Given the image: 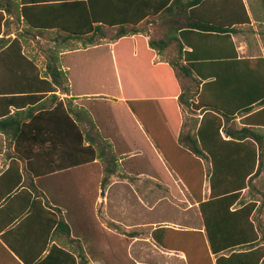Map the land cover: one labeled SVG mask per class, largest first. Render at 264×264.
I'll return each mask as SVG.
<instances>
[{
  "label": "trees",
  "instance_id": "1",
  "mask_svg": "<svg viewBox=\"0 0 264 264\" xmlns=\"http://www.w3.org/2000/svg\"><path fill=\"white\" fill-rule=\"evenodd\" d=\"M41 1L49 0L0 1V93L5 94L3 107L0 102V132L12 144L11 162H21L25 172L39 175L98 160L104 173L101 185L108 181L116 173L119 157L86 109L72 107L69 99H58L56 91H68L62 71L47 63L39 78L38 67L23 52L24 38L55 29L84 44H94L106 34L117 39L136 33L140 21L157 19L159 31L176 33L172 40L179 42L178 54L168 61L169 67L158 68H169L172 88L167 93L176 97L179 110L191 119L185 131L179 130L176 141L195 158L210 163L209 197L197 199L208 252L215 258L214 264H264L263 230L255 218L263 202L239 198L240 191L250 187L261 171L262 136L254 128L238 127L232 120L236 113L264 104V79L254 71L255 64L264 71L263 59L238 58L231 39V34L249 23L243 1L236 5L232 0H54L47 8L59 15L51 24L43 23L42 16L32 11V5ZM258 9L252 12H258L264 20V0H259ZM11 22L18 25L13 37ZM261 33L264 40V25ZM148 43L155 48L152 39ZM184 45L189 50L183 52ZM29 70L36 73L40 87L35 89L49 94L44 104L24 112L20 107L26 101H21L25 98L21 93L29 89L22 78ZM11 74L17 77L10 78ZM10 105L16 110L10 112ZM55 125L60 131L54 130ZM55 150H62L70 159L64 161L62 157L47 166L35 163L42 152L50 157ZM259 193L264 195L262 190ZM58 214L57 207L45 210V243L48 235L54 240L57 233L69 240L70 227ZM169 229L156 227L150 237L164 247ZM7 245L14 249L9 242ZM13 251L29 263L21 252ZM77 263L88 264L81 247L72 252L55 244L38 262Z\"/></svg>",
  "mask_w": 264,
  "mask_h": 264
},
{
  "label": "crops",
  "instance_id": "2",
  "mask_svg": "<svg viewBox=\"0 0 264 264\" xmlns=\"http://www.w3.org/2000/svg\"><path fill=\"white\" fill-rule=\"evenodd\" d=\"M53 1L49 0L47 3L41 1L32 5L33 13H39L42 16L41 21L45 24L56 22V18L59 15L52 10L53 8H47L50 5L49 2ZM244 5L249 16V23L242 25L241 29L250 27L253 23L258 25L261 22V25H264L261 15L258 12L255 14L252 12L254 10L258 11V6L255 4L246 5L245 2ZM137 28L138 31L136 33H128L117 39H113L106 34L94 44H84L78 39L68 37L65 33L57 32L55 29H45L32 36L28 35L23 42L25 43L24 54L32 59L38 67L39 78H41L47 63L56 66L58 70L62 71L67 79L68 91H56L55 94L59 96L58 99H69L72 107L77 106L86 109L94 120L99 133L104 139L109 140L108 142L114 148V152L116 151L120 155L138 153L137 149H125L128 143L135 139L133 133H130L131 130L129 131L126 122L135 124V128L139 129L140 134L142 133L138 119L130 106L133 102L160 103L158 106L162 112L169 110V108L173 112V109L175 110L176 108L180 118V124L176 128L174 137L176 143V136L181 126L182 114L177 105L176 97L167 93L169 88H172V83L169 82L168 78L169 68L166 70L164 68L159 70L158 68L160 65L169 67L168 61L175 58L178 54L179 42L178 40H172V36H175L176 33L166 35V32L159 31L157 19L142 20L137 24ZM105 29L104 31H107ZM239 32L240 30L231 34L237 57L262 58L264 61V51H261V54L253 52L246 54L247 43L245 41L236 43V34ZM150 39L156 44L155 48L149 46L148 42ZM37 43L38 46H36ZM185 50H189V48L184 45L182 51L184 52ZM170 71L172 74L174 73L171 68ZM254 71L264 79V71L259 64H255ZM1 76L2 74L0 73V79ZM16 77L17 75L15 74L10 75V78ZM22 79L25 87L29 90L21 93L25 97L21 101L26 102L21 104L22 107L20 109L25 112L29 107L44 104L49 93L35 89L40 87L35 71L29 70ZM35 95L38 97L32 100L26 99ZM8 96H11V94L7 95L6 98H9ZM4 97L5 94L0 93L2 107L5 105ZM9 110L13 112L16 108L10 105ZM232 120L238 127L248 126L254 128L262 136L261 171L252 180L250 187L245 186L240 191L239 198L252 199L257 204L262 201L261 210L263 213L264 195L262 196L259 192L262 190L264 194V104H254L249 111L236 113ZM43 126L44 124H42V128ZM54 130L56 132L60 131L57 125H55ZM0 138L3 143V146H0V264H38L47 254L52 244L64 246L72 252L77 251L81 247L85 252L86 249L82 243L81 236L73 232L69 219L64 214L66 210L62 207V204L66 203L67 191L63 189V182L71 180L68 178H72L74 176L73 173L77 169H81V167L96 170L97 160L45 174L34 175L28 171L25 172L21 162H18V164L11 162L13 160L12 144L8 143L6 136L1 132ZM84 144L86 145L87 142ZM62 157H65L64 161L70 159L63 155L62 150H55L50 157H47L45 152H42L35 163L47 166L48 162L51 164L52 162L61 161ZM198 160L204 166L206 176L205 162L208 164V169L210 168V163L203 158H198ZM92 175L91 178L93 179ZM127 176L113 174L103 185H101L102 179L100 178L102 175H99V179L94 178L95 185L97 181L99 189L103 192L104 218L108 219V222L103 226L104 236L112 235L114 238L117 236L119 240L126 238L123 231L138 227L131 224V222L129 224L124 222V214L119 213V209L114 210L108 207V195L113 185L126 182L132 186ZM137 176L139 177L140 175L138 174ZM207 193L209 197L210 185ZM201 194H205V190ZM207 198H201V200ZM194 202L198 206L197 199H194ZM48 206L60 209L58 216H61L70 227L69 240L64 239L62 234L57 233L54 240H49L48 235V241L45 243L47 231L45 210ZM49 209L53 211L51 208ZM112 224H114L113 227L111 226ZM139 225L141 227L143 223L141 222ZM155 228L156 226L152 227L150 233ZM88 234L87 230L83 232L85 236H89ZM129 239L127 246L130 253L129 262L123 261L124 263L122 264H146L136 256V252L142 249V244L138 242L140 238L134 234ZM87 240L86 237L85 242ZM7 242L15 250L21 252V255L29 263L24 262L13 251L14 249L7 245ZM155 245L162 249L156 248L157 250L153 251V255L159 260L155 264H182V261L186 260V255L183 251ZM158 251L164 256H160ZM110 252V248L106 253L103 250L102 256L97 259L85 253L86 260L88 264H101V262L104 264L105 259L110 260ZM170 252H178L182 255L174 258ZM211 259L212 264H214L215 258L212 255ZM107 264H110V262Z\"/></svg>",
  "mask_w": 264,
  "mask_h": 264
},
{
  "label": "rangeland",
  "instance_id": "3",
  "mask_svg": "<svg viewBox=\"0 0 264 264\" xmlns=\"http://www.w3.org/2000/svg\"><path fill=\"white\" fill-rule=\"evenodd\" d=\"M242 1L246 5L259 4V0ZM232 2L240 4V0ZM17 26L15 22L9 24L11 37L14 36ZM262 29L263 25L253 23L250 27L240 29L236 34V43L239 41L247 43L246 54L252 52L261 54V51H264ZM24 45L25 43L23 52ZM158 105L160 103L155 102L130 104L142 133L135 128V124L126 122L135 139H132L125 149H137L138 153L120 155L115 151L116 156L121 158H117V170L114 175H128L132 186L126 182L113 185L108 195V207L119 209V213L124 214V222L138 226L123 231L126 238L120 241L117 236L115 238L112 235L104 236L103 226L108 219L104 218L103 192L99 189L97 181L95 185V179H99V175H102L101 179L104 176L100 161L97 160L96 170L81 167L73 173L72 178H68L71 180L63 182V189L67 191L66 203L62 204L66 210L64 214L69 219L73 232L81 236L85 253L90 257L100 258L103 250L106 253L110 248V260L105 259L104 264L129 262L130 253L127 246L129 238L134 234L140 238L138 242L142 244V249L136 252L137 258L146 264H155L159 260L153 255V251L159 247L151 239L150 230L159 225L171 228L165 235V245L167 248L185 253L187 262L184 259L182 264H212L204 238L201 214L194 202V199L199 197L200 199L208 197V164L205 162L207 170L205 176V168L198 158L185 151L174 140L176 128L180 124L176 108L173 112L171 108L162 112ZM181 114L180 130L185 131L191 124V119L185 111L181 110ZM0 146H3L1 138ZM112 149L114 150L113 147ZM91 175L95 179H92ZM203 190L205 194H201ZM256 217L263 230L260 235L264 237V212L261 210ZM141 222L143 225L140 227ZM86 230L89 236L83 235ZM170 253L174 258L182 255L178 252ZM159 255L164 256L160 252Z\"/></svg>",
  "mask_w": 264,
  "mask_h": 264
}]
</instances>
